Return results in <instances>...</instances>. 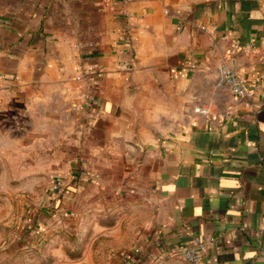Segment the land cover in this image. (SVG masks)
Listing matches in <instances>:
<instances>
[{
    "label": "crops",
    "instance_id": "0c3cea01",
    "mask_svg": "<svg viewBox=\"0 0 264 264\" xmlns=\"http://www.w3.org/2000/svg\"><path fill=\"white\" fill-rule=\"evenodd\" d=\"M51 179L137 263L264 264V0H0V187Z\"/></svg>",
    "mask_w": 264,
    "mask_h": 264
},
{
    "label": "rangeland",
    "instance_id": "374dc122",
    "mask_svg": "<svg viewBox=\"0 0 264 264\" xmlns=\"http://www.w3.org/2000/svg\"><path fill=\"white\" fill-rule=\"evenodd\" d=\"M64 187H0V264H140L133 236L82 227L56 205Z\"/></svg>",
    "mask_w": 264,
    "mask_h": 264
},
{
    "label": "built area",
    "instance_id": "2783aa9c",
    "mask_svg": "<svg viewBox=\"0 0 264 264\" xmlns=\"http://www.w3.org/2000/svg\"><path fill=\"white\" fill-rule=\"evenodd\" d=\"M222 80L231 88L232 92L238 96H246L251 93V88L248 82L236 71L225 68L222 73ZM199 110L206 112L204 109ZM206 248L207 242L197 240L192 245H178L170 252L184 260L197 264L203 260Z\"/></svg>",
    "mask_w": 264,
    "mask_h": 264
}]
</instances>
